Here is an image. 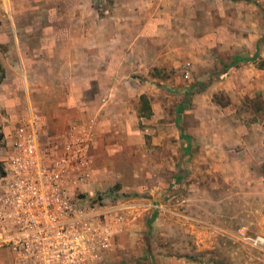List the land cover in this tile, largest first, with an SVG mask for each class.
<instances>
[{
  "label": "rangeland",
  "instance_id": "374dc122",
  "mask_svg": "<svg viewBox=\"0 0 264 264\" xmlns=\"http://www.w3.org/2000/svg\"><path fill=\"white\" fill-rule=\"evenodd\" d=\"M199 6L180 27L175 65L145 70L136 46L131 59H117L123 81L107 104L108 84L106 97L98 85L90 93L89 110L110 107L97 115L107 126L81 187L101 207L96 223L111 231L92 264H264V252L238 237L264 234V0ZM77 12L107 19L104 51L122 50L121 30L144 25V0H0V164L7 138L36 109L34 72L19 68V53L43 39L30 28H76ZM256 53V61L234 63Z\"/></svg>",
  "mask_w": 264,
  "mask_h": 264
},
{
  "label": "built area",
  "instance_id": "2783aa9c",
  "mask_svg": "<svg viewBox=\"0 0 264 264\" xmlns=\"http://www.w3.org/2000/svg\"><path fill=\"white\" fill-rule=\"evenodd\" d=\"M96 129L91 123L46 138L36 111L6 140L0 175V250L12 264H92L109 247L103 212L81 197L93 173ZM239 240L264 252V234L241 230Z\"/></svg>",
  "mask_w": 264,
  "mask_h": 264
},
{
  "label": "crops",
  "instance_id": "0c3cea01",
  "mask_svg": "<svg viewBox=\"0 0 264 264\" xmlns=\"http://www.w3.org/2000/svg\"><path fill=\"white\" fill-rule=\"evenodd\" d=\"M204 1L144 0V25H141L139 31L134 34L121 30L118 36H124L122 50L102 49L101 39L111 38L112 32L105 27L107 19H101L95 14H92L91 18H86L84 12L74 13L71 18L77 20L78 26L76 28L64 26L58 32L50 24L30 28L35 35H43V39L29 41L31 52L28 55L21 52L24 49L20 44L19 47L18 44L15 46L21 52L20 70L25 76L34 72L31 84L33 105L43 119L44 134H49L47 136L62 134L70 131L75 125L87 122L93 124L97 134V146L92 151V158L95 161L100 153L98 148L101 133L107 126L106 122H102V117L99 119L97 115L110 109L105 107L106 102L109 96L117 93V84L123 81L117 73L125 68V64L122 63L119 68H115L117 59L124 61L128 57L131 59L136 46L142 45L144 59L147 62L145 67L148 68L145 70L164 66L168 60L171 61L169 65H175L177 58L174 51H177L180 27L190 26L189 22L194 18L195 11L201 9L199 5ZM167 4L172 5L166 6ZM89 22L97 26L96 31L91 32L88 29L86 24ZM124 83L127 81L124 80ZM95 85L99 87L98 96L101 97L103 94L104 86L109 92L105 90L108 96L104 98L106 96L103 94L102 98L106 104L102 103L100 110H89L90 100L96 96L90 95ZM29 116L30 114L28 118ZM8 131L9 129L5 130V135H8ZM5 253L6 251L0 250V264H12L11 255Z\"/></svg>",
  "mask_w": 264,
  "mask_h": 264
},
{
  "label": "trees",
  "instance_id": "16d2710c",
  "mask_svg": "<svg viewBox=\"0 0 264 264\" xmlns=\"http://www.w3.org/2000/svg\"><path fill=\"white\" fill-rule=\"evenodd\" d=\"M258 58H259V54L256 53V55L251 58L250 57L248 58L237 57L234 63L235 64L240 63V62L249 63V62L256 61ZM0 73H1V76H0V84H1L6 77L5 70L1 62H0ZM3 173H4V169H3L2 164H0V175Z\"/></svg>",
  "mask_w": 264,
  "mask_h": 264
}]
</instances>
